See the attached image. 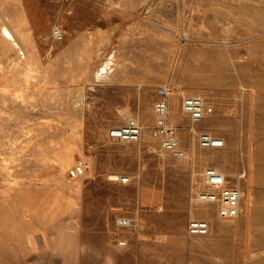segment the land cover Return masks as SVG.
<instances>
[{
    "label": "rangeland",
    "instance_id": "374dc122",
    "mask_svg": "<svg viewBox=\"0 0 264 264\" xmlns=\"http://www.w3.org/2000/svg\"><path fill=\"white\" fill-rule=\"evenodd\" d=\"M163 85L188 159L152 136ZM209 166L247 170L237 218L195 199ZM0 264H264V0H0Z\"/></svg>",
    "mask_w": 264,
    "mask_h": 264
},
{
    "label": "built area",
    "instance_id": "2783aa9c",
    "mask_svg": "<svg viewBox=\"0 0 264 264\" xmlns=\"http://www.w3.org/2000/svg\"><path fill=\"white\" fill-rule=\"evenodd\" d=\"M63 4H69L73 0H59ZM54 36L57 39L63 38V32L55 27ZM173 88L163 85L158 88L159 98L154 102L155 123L151 130L152 136L161 138L162 148L177 158L188 159L189 152L180 143L177 127L170 119V98ZM182 109L193 124L203 120L213 113V106L208 104L199 95H186L182 98ZM143 127L136 118L128 120L109 130V136L119 142H135L141 139ZM198 141L203 148H223L226 145L223 137L214 135L209 131H203L198 136ZM90 168L89 162L83 161L70 170L71 177H79ZM247 170L241 168L234 172H224L218 167L209 166L203 170V189L195 194L199 202L214 203L218 207V216L223 219L237 218L241 212V201L243 191L238 185L247 176ZM109 178L114 181L128 183L131 177L126 174H111ZM132 220L128 217L119 218V223L129 225ZM209 222L206 219H193L188 224V232L191 235H206L209 233Z\"/></svg>",
    "mask_w": 264,
    "mask_h": 264
},
{
    "label": "bare ground",
    "instance_id": "6f19581e",
    "mask_svg": "<svg viewBox=\"0 0 264 264\" xmlns=\"http://www.w3.org/2000/svg\"><path fill=\"white\" fill-rule=\"evenodd\" d=\"M55 29V28H54ZM240 187H241V185L240 184H238ZM240 216V215H239Z\"/></svg>",
    "mask_w": 264,
    "mask_h": 264
},
{
    "label": "crops",
    "instance_id": "0c3cea01",
    "mask_svg": "<svg viewBox=\"0 0 264 264\" xmlns=\"http://www.w3.org/2000/svg\"><path fill=\"white\" fill-rule=\"evenodd\" d=\"M170 104H171V99H170Z\"/></svg>",
    "mask_w": 264,
    "mask_h": 264
}]
</instances>
